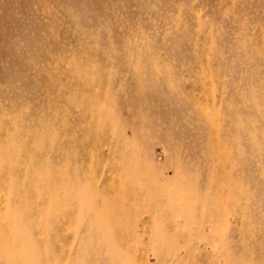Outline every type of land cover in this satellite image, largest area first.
Instances as JSON below:
<instances>
[{"label":"rangeland","instance_id":"rangeland-1","mask_svg":"<svg viewBox=\"0 0 264 264\" xmlns=\"http://www.w3.org/2000/svg\"><path fill=\"white\" fill-rule=\"evenodd\" d=\"M0 264H264V0H0Z\"/></svg>","mask_w":264,"mask_h":264}]
</instances>
